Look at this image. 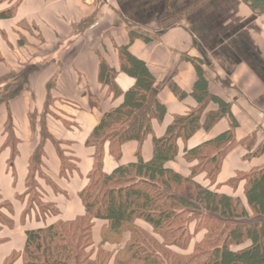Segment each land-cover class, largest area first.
Here are the masks:
<instances>
[{"label":"crops","instance_id":"obj_1","mask_svg":"<svg viewBox=\"0 0 264 264\" xmlns=\"http://www.w3.org/2000/svg\"><path fill=\"white\" fill-rule=\"evenodd\" d=\"M123 47L154 78L166 114L161 122L152 121V134L140 148L126 142L116 158L104 143L103 171L135 163L138 149L148 162L152 138L162 137L175 117L201 106L194 92L202 85L207 98L200 125L221 106L226 114L185 143L179 141L178 157L166 167L187 176L184 150L229 132L234 144L214 184L204 175L195 181L246 206L244 182L228 183L264 166V14L243 0H0V79L8 77L11 90H18L0 104V202L12 208V227L0 229L5 241L0 264L22 251L26 231L83 215L79 193L96 154L88 141L103 114L123 102V96L113 97L100 83V61L117 71L114 83L121 93L135 84L120 70ZM171 83L184 93L182 98L172 92ZM8 119L14 142L5 130ZM40 147L36 191L40 203L57 214L23 215L29 165ZM101 226L98 221L93 227L95 244ZM197 236L193 242L201 239Z\"/></svg>","mask_w":264,"mask_h":264},{"label":"trees","instance_id":"obj_2","mask_svg":"<svg viewBox=\"0 0 264 264\" xmlns=\"http://www.w3.org/2000/svg\"><path fill=\"white\" fill-rule=\"evenodd\" d=\"M243 1L254 12L264 14V0ZM119 66L135 79L124 94L114 83L117 71L103 60L99 64L100 83L113 97L123 96V102L103 114L88 141L96 154L87 184L79 193L83 215L26 231L22 251L12 253L3 264H14L18 257H22V264H264V166L228 183L234 187L244 182L246 206L238 198L195 181L204 175L210 186L214 184L234 144L231 133L185 149L182 159L190 166L187 176L166 167L178 157L179 141L185 143L201 127L211 128L226 114L221 106L208 113L200 125L207 98L202 85L194 92L201 106L175 117L162 137L152 138L153 153L148 162L141 160L138 149L135 163L111 173L103 171L104 143H109L116 158L126 142L135 141L140 148L152 134V121L161 122L166 114L157 100L154 78L126 47L119 49ZM11 87L8 77L0 79V104L18 93ZM169 87L177 97L184 96L173 83ZM5 130L14 142L10 119ZM12 148L15 154L14 145ZM41 159L40 147L30 161L26 195L33 196L27 200L23 215L32 211L39 217L57 214L52 206L40 203L36 191L34 177L40 175ZM10 215V204L0 202V229L12 227ZM98 221L102 226L100 241L95 244L93 227ZM198 234L201 239L193 242Z\"/></svg>","mask_w":264,"mask_h":264},{"label":"rangeland","instance_id":"obj_3","mask_svg":"<svg viewBox=\"0 0 264 264\" xmlns=\"http://www.w3.org/2000/svg\"><path fill=\"white\" fill-rule=\"evenodd\" d=\"M194 134H195V133H194ZM182 156H183V154H181V158H182ZM182 163H183L184 165L186 164L184 161H183ZM187 165H188V164H187ZM32 196H33V194H32ZM32 196H31V197H32ZM31 197H29L28 200H30ZM28 202H29V201H28ZM7 228H9V227H7ZM196 237H198V236H196ZM3 242H5V241H3ZM3 242H1L0 245H1V244H4ZM16 242H17L18 244L20 243V241H19L18 238L16 239ZM3 247H4V246H3ZM107 248H112V249H114L115 247H114V246H112V247L108 246ZM22 261H23L22 257H18L17 259H15V262H14V263H16V264H22Z\"/></svg>","mask_w":264,"mask_h":264}]
</instances>
